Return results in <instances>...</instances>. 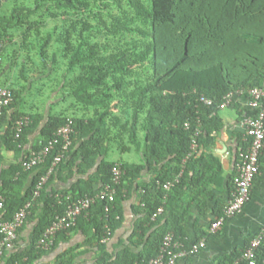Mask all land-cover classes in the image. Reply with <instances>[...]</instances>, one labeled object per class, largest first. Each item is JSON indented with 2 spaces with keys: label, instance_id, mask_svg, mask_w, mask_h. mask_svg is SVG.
<instances>
[{
  "label": "trees",
  "instance_id": "16d2710c",
  "mask_svg": "<svg viewBox=\"0 0 264 264\" xmlns=\"http://www.w3.org/2000/svg\"><path fill=\"white\" fill-rule=\"evenodd\" d=\"M8 1L0 0V86L9 87L14 99L0 116V168L3 151L19 152L29 134L39 130V150L69 118L75 122L69 152L30 208L28 218L42 208L35 240L65 212L67 195H95L112 181L116 164L125 174L110 210L98 199L58 235L85 222L104 248L102 239L122 222L126 182L137 181L146 167L152 177L139 184L146 221L151 227L161 223L162 217L151 221L160 206L167 219L141 252L124 249L112 261L103 258V264H148L167 233L183 240L187 209L181 203L188 193L204 214L211 213L209 226L222 216L234 175L229 197L221 201L218 187L225 177L219 158L205 151L189 154L194 139L198 151L215 145L225 125L218 108L224 95L264 79V0H16L7 8ZM34 90L42 105L28 102ZM202 96L214 104H205ZM258 111L248 106L241 119ZM25 119L29 123L19 130ZM242 134L236 167L246 146ZM115 146L122 154L137 151L142 161L109 160ZM29 155L5 172L0 221L12 219L32 199L54 157L25 169ZM62 171L68 178L82 177L70 189L48 192L50 180ZM23 179L32 183L24 194ZM166 182H175L171 190L164 189ZM209 197L215 203L208 212ZM202 234L197 240L210 231ZM252 239L221 264H248L241 256ZM258 254L264 257V242Z\"/></svg>",
  "mask_w": 264,
  "mask_h": 264
},
{
  "label": "crops",
  "instance_id": "0c3cea01",
  "mask_svg": "<svg viewBox=\"0 0 264 264\" xmlns=\"http://www.w3.org/2000/svg\"><path fill=\"white\" fill-rule=\"evenodd\" d=\"M1 81V80H0ZM264 87V79L257 80L256 85ZM259 85V86H260ZM4 87V86H0ZM249 99L239 97L230 106L221 109V115L224 117L225 125L216 138L215 145L209 148H202L197 153L205 151L219 158L222 164V171L225 177L222 186L218 187L221 201H226L229 197V179L236 172V153L240 143V135L243 132L239 126L241 119L240 113L248 107ZM5 110V109H4ZM243 137V134H242ZM43 139L39 130L26 137L24 146L19 152L4 150V160L0 168V191L3 187V177L14 164L22 161V158L30 154L35 147L42 143ZM135 152L137 155H135ZM128 162L140 163L142 155L137 151L129 153ZM136 156V157H134ZM124 159L119 157L114 160ZM125 160V159H124ZM97 170L95 167L94 171ZM88 176V175H87ZM82 175L67 177L65 171L50 180L47 191H63L70 189ZM152 172L149 168L142 171L141 177L135 182H126L128 189H125V196L122 199L123 218L121 224L112 232L108 241L101 248L95 240L94 229L85 222L79 224L75 229L66 233V235H57L55 243L51 246H39V240L42 235L35 240L36 228L39 222V214L42 208L28 215L22 226L18 229V238L14 247L9 249L0 259V264H103L101 260L106 258L112 261L124 249H128L134 254L141 252L145 243L148 241L151 233L161 224L167 216L165 211L157 219L151 218V221L159 220L160 224L150 226L146 221V214L143 211V205L140 200V183L150 181ZM23 194L31 186V179H23ZM48 182V181H47ZM46 182V184H47ZM45 184V185H46ZM173 188V187H172ZM35 195V190H34ZM191 195V197H190ZM193 193L186 194L182 200L181 208L187 209L186 221L184 223L185 240L189 245L196 242L198 237L203 235V231L208 232L210 228L211 213L204 214L203 208L200 210L195 202H192ZM30 199L27 201L29 202ZM26 202V203H27ZM177 202V198H172V204ZM26 203L20 208L26 206ZM215 200L211 197L206 199V209L214 206ZM19 209V210H20ZM165 209V208H164ZM18 210V211H19ZM208 210V212L210 211ZM144 223L145 230L139 228ZM264 227V151L260 157V171L255 178L251 197L246 203L243 211L237 216L227 220L225 224L215 234L207 235V245L198 253L190 254L180 258L177 264H221L238 250H242L247 244L248 239L255 237ZM46 230V229H45ZM144 235V236H143ZM182 240V241H183ZM184 242V241H183ZM186 245V244H185ZM186 245V246H189Z\"/></svg>",
  "mask_w": 264,
  "mask_h": 264
},
{
  "label": "built area",
  "instance_id": "2783aa9c",
  "mask_svg": "<svg viewBox=\"0 0 264 264\" xmlns=\"http://www.w3.org/2000/svg\"><path fill=\"white\" fill-rule=\"evenodd\" d=\"M249 95L248 106L252 109H259L257 116H246L239 121V126L243 130V140L246 143L244 149L240 153V162L237 164L236 172L233 176V186L231 197L225 205L223 215L214 220L209 228L210 234H215L225 224V222L238 214H240L246 203L249 201L256 176L260 171V157L264 151V87L255 86L251 89L239 88L229 91L224 95L222 102L218 105L219 109H224L232 104L236 96ZM14 99L13 91L9 87H0V116L4 109L11 104ZM201 100L207 104H214V100L206 96H202ZM29 119L20 120L18 122L19 130L24 124H28ZM74 120L69 118L68 121L60 126L54 135L44 144L39 150H33L29 157L24 160L23 166L25 169H31L44 163L50 155H54L52 163L47 172L42 175L36 185L35 195L26 203V206L15 213L12 219L0 221V259L5 253L14 247L18 238V229L22 226L27 218L28 209L32 201L37 197L46 182L51 177L55 166L69 152L73 143ZM200 130H197L196 135ZM198 149L196 139L193 140L192 149L189 154L192 155ZM125 174L122 166L116 164L112 168V181L102 183L100 190L95 195H85L80 198H73L72 195L66 196L67 206L65 212L57 215L56 219L46 228L43 236L39 240V246L48 247L55 243L59 232L73 227L77 223L78 217L85 211H89L96 200L101 199L106 201L105 209L110 210V205L115 201L117 195V186L121 183ZM181 176V174H180ZM176 182L179 180V177ZM175 182H166L163 184L164 189L171 190ZM4 200L0 201V209L3 207ZM165 211L163 206H160L152 215L155 220ZM111 235L110 230L102 239L106 243ZM264 242V227L253 237L249 245L243 250L241 259H244L248 264H264V257L260 258L258 249ZM207 245V237L204 236L200 240L186 246L185 243L177 238L174 233H167L162 241L159 253L152 257L148 264H177L178 260L184 256L198 253ZM237 260L231 264H238Z\"/></svg>",
  "mask_w": 264,
  "mask_h": 264
},
{
  "label": "rangeland",
  "instance_id": "374dc122",
  "mask_svg": "<svg viewBox=\"0 0 264 264\" xmlns=\"http://www.w3.org/2000/svg\"><path fill=\"white\" fill-rule=\"evenodd\" d=\"M15 2H16V0L8 1L7 4H6L7 5L6 7L7 8H11L15 4ZM32 93L33 94L28 97L29 99H27L28 102H30V103H33V102L34 103H39V105H42L44 99H39L35 90ZM42 96L46 98V94L42 95ZM135 155H137L136 152H135ZM121 156L124 157L125 160H128L129 154H122L120 152V150L115 146L110 152L109 160H114V159H117V158H119ZM134 157H136V156H134Z\"/></svg>",
  "mask_w": 264,
  "mask_h": 264
}]
</instances>
